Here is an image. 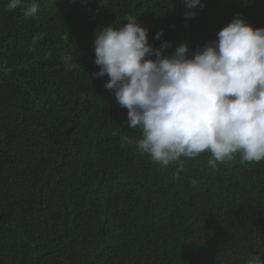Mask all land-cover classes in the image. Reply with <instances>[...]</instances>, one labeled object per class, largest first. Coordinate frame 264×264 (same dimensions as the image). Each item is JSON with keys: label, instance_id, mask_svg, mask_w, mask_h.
Wrapping results in <instances>:
<instances>
[{"label": "trees", "instance_id": "trees-1", "mask_svg": "<svg viewBox=\"0 0 264 264\" xmlns=\"http://www.w3.org/2000/svg\"><path fill=\"white\" fill-rule=\"evenodd\" d=\"M0 0V264H246L264 257V161L163 166L95 78L98 31L126 18L163 56L192 53L235 16L264 28V0ZM163 31L162 40L155 34ZM162 41L170 46L162 48ZM71 57L65 61V57ZM154 59L155 57H151ZM131 141V142H130Z\"/></svg>", "mask_w": 264, "mask_h": 264}, {"label": "clouds", "instance_id": "clouds-1", "mask_svg": "<svg viewBox=\"0 0 264 264\" xmlns=\"http://www.w3.org/2000/svg\"><path fill=\"white\" fill-rule=\"evenodd\" d=\"M109 7L108 0H99ZM186 20L194 18L202 0H184ZM22 7L34 17L39 5L9 0L7 8ZM121 27L102 28L94 40L95 78L107 75L106 90L127 109V123L139 128L137 149L163 166L210 152L208 164L232 161H264V28H253L237 15L189 56L181 44L163 56L148 41V29L137 17L126 18ZM163 31L155 34L162 40ZM170 42L162 41V48ZM155 57L152 59L151 57ZM70 61L71 57H65ZM131 142V141H130ZM246 264H264V257L251 255Z\"/></svg>", "mask_w": 264, "mask_h": 264}]
</instances>
